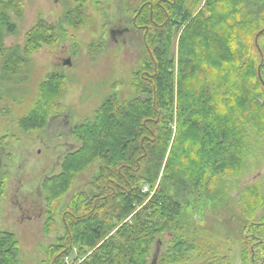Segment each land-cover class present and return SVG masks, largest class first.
<instances>
[{
    "label": "trees",
    "instance_id": "obj_1",
    "mask_svg": "<svg viewBox=\"0 0 264 264\" xmlns=\"http://www.w3.org/2000/svg\"><path fill=\"white\" fill-rule=\"evenodd\" d=\"M250 1L207 0L195 15L186 8L187 0H145L133 12L132 26L144 38L141 67L132 79L135 95L120 101L114 92L92 120L72 130L81 149L69 154L61 173L46 179L42 188L48 216L45 231H52L59 214L64 235L46 250L41 264H66L73 254L79 256V264H150L157 238L182 215L181 205L160 184L167 180L178 186L195 179L218 198L219 180L243 171L249 129L264 137V48L260 46L264 13L251 28L257 34L259 68L254 57L241 58L236 44L241 26L248 28L242 17L244 2ZM76 2L78 7L65 17L67 24L74 14L84 19L81 14L90 0ZM22 4V0H0V56L9 75L25 64L18 47L3 45L5 36L16 32L10 12L21 16ZM220 5L227 10L221 12ZM63 24L39 21L27 34L26 52L54 44L61 34L65 37ZM175 29H183L177 72L170 59ZM57 76L41 85L35 107L20 122L22 127L33 130L45 124L59 99L62 84ZM95 163L98 171L89 183L95 193H76L59 213L74 181ZM246 194L245 205L253 210L259 202L253 190ZM249 229L251 235L264 236V223ZM258 238L253 249L262 248L264 257V241ZM19 250L15 234L0 232V264H17Z\"/></svg>",
    "mask_w": 264,
    "mask_h": 264
},
{
    "label": "rangeland",
    "instance_id": "obj_2",
    "mask_svg": "<svg viewBox=\"0 0 264 264\" xmlns=\"http://www.w3.org/2000/svg\"><path fill=\"white\" fill-rule=\"evenodd\" d=\"M144 1L90 0L81 14L84 19L81 21L74 14L71 24L66 23L65 17L78 7L76 0H22L21 16L10 12L16 32L6 35L3 45L6 49L18 47L25 64L19 66L16 74L9 75L0 56V232L15 234L20 248L17 264H41L46 260V250L64 235L59 214L52 231H45L48 216L42 188L46 179L61 173L67 156L81 149L82 143L72 130L92 120L103 101L114 92L120 101L135 95L132 79L141 67L144 38L132 26V18ZM206 2L187 0L186 8L196 15ZM244 4L242 20L248 21V28L241 26L236 38L237 49L242 52L243 60L254 57L259 68L262 62L256 50L257 34L251 28L264 13V0ZM222 5L221 12L226 11L227 6ZM39 21L56 27L64 23L66 36L61 34L53 39L54 44H43L26 52L27 34ZM252 22L256 23L252 25ZM80 23L82 26L74 28ZM182 31L175 29L172 40L170 59L175 64V72ZM260 46L264 48V39ZM67 59H71V66L64 65ZM52 75H58L62 84L52 112L45 124H39L36 129L22 127L20 122L35 107L41 85ZM248 135L245 167L237 175L219 180L218 198L199 187L195 179L178 186L167 180L160 184L181 205L182 215L173 228L157 238L161 244L153 246L150 264L156 250L158 264H260L264 261L262 248L255 250L257 254L253 249L255 238L264 241V236L251 235L249 231L251 225L264 223V204H260L264 201V137H257L251 129ZM98 166L93 164L77 177L63 198L59 213L76 193H95L89 183ZM247 190H253L255 201L259 202L253 210L245 205V200H249ZM155 191L156 188L149 194V200ZM78 257L73 254L66 264H79Z\"/></svg>",
    "mask_w": 264,
    "mask_h": 264
},
{
    "label": "water",
    "instance_id": "obj_3",
    "mask_svg": "<svg viewBox=\"0 0 264 264\" xmlns=\"http://www.w3.org/2000/svg\"><path fill=\"white\" fill-rule=\"evenodd\" d=\"M71 59H67V60H65L64 61V65L65 66H71ZM161 244V240H159L158 242H157V246H159ZM158 250H156V252H155V254H154V256H153V259H152V261H151V264H157V261H158Z\"/></svg>",
    "mask_w": 264,
    "mask_h": 264
},
{
    "label": "flooded vegetation",
    "instance_id": "obj_4",
    "mask_svg": "<svg viewBox=\"0 0 264 264\" xmlns=\"http://www.w3.org/2000/svg\"><path fill=\"white\" fill-rule=\"evenodd\" d=\"M119 34H121V32H118Z\"/></svg>",
    "mask_w": 264,
    "mask_h": 264
}]
</instances>
